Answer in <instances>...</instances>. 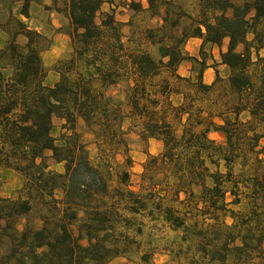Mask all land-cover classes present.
<instances>
[{
	"label": "trees",
	"instance_id": "16d2710c",
	"mask_svg": "<svg viewBox=\"0 0 264 264\" xmlns=\"http://www.w3.org/2000/svg\"><path fill=\"white\" fill-rule=\"evenodd\" d=\"M21 1L20 13L27 17L29 0ZM129 2L127 6L132 10L141 8L140 3ZM103 3L104 0H68L73 51L56 69L58 79L51 86L44 84L46 68L41 57L39 32L23 28L24 47L12 36L0 48V168L22 176L27 192L25 198L0 195V264H108L124 253L127 236L117 228L119 217H111V205L99 203L107 194V183L89 160L75 129L76 117H80L94 135L99 130L108 133L111 139L117 135L113 123L119 119L118 111L110 105L105 89L117 83L119 72L114 64L103 62L104 49L98 45L104 30L114 31L116 23L111 13H104L100 22H96ZM147 3L152 9L155 3L163 5L162 24L169 22L171 0H147ZM198 4L199 17L192 20L195 25L190 34L181 31L170 44H164L162 38L154 41L149 36L152 44L157 43V59L147 53L131 58L130 64L137 76L131 107L144 117L141 134L162 141L164 163H171L190 187L186 191L175 190L174 197L178 199V194L183 192L187 201L196 198L202 204L194 210L203 216L215 221L217 214H224L232 220L230 224L222 223L225 236L219 248L208 249L209 243L200 241L201 258L219 264H255V261L264 264V171L242 177L241 181H233L229 169L225 173L213 172L210 174L213 184L201 186L196 193L191 187L193 180L202 182L204 174L197 169L195 161L200 160L197 164L202 166L200 151L207 144L204 142H213L207 139L208 129L191 131L187 125L191 112L186 111L181 132L176 136L174 128L156 107L138 102L146 96L149 104L156 106L157 100L148 95L154 87L160 95L167 93L170 85L166 80L157 86L151 85L150 78L160 68L167 69L174 79L189 81L177 74V66L193 58L182 52L181 45L188 38L196 37L202 41L200 53L207 44L218 48L219 64L230 71L232 89L238 94L243 91L250 94V103L236 105L234 114L247 111L251 118L263 124L264 131V0H243L238 4L232 0H198ZM182 14L179 10L170 24L175 27ZM248 35H252L251 39ZM250 66H255L257 73L249 72ZM215 75L217 78V71ZM95 82L97 87H94ZM193 84L203 90L212 86L202 83V71ZM55 116L64 120L62 128L66 130L59 138L51 134ZM215 130L223 132L231 145V134L225 122ZM190 148H195L192 156L180 154ZM45 151L50 152L56 163L62 164V172L49 169ZM222 158L225 162L230 160L227 153ZM123 176L126 179L127 173ZM223 184L226 189H222ZM240 184H244L249 201L245 212L228 207V203L240 202ZM57 189L62 191L58 201L53 197ZM227 193L232 197L229 202H226ZM34 194L47 195L55 204L40 229L30 232L18 229L17 218L31 210ZM127 194L134 195L130 191ZM136 202L142 203L139 199ZM155 208L160 210L157 202ZM162 213L169 227L180 231L182 240H188L195 224H188L185 214L177 215L170 207L164 208ZM215 236L216 241L218 235ZM145 258L143 254L142 261Z\"/></svg>",
	"mask_w": 264,
	"mask_h": 264
},
{
	"label": "rangeland",
	"instance_id": "374dc122",
	"mask_svg": "<svg viewBox=\"0 0 264 264\" xmlns=\"http://www.w3.org/2000/svg\"><path fill=\"white\" fill-rule=\"evenodd\" d=\"M129 1L104 0L96 17V22L99 23L104 13H111L116 23L114 31L104 30L98 43L104 49L103 62L114 64L119 72L117 83L105 89L106 97H110V105L119 115V119L113 123L114 130L117 131L116 138L112 140L108 133L100 130L94 135L80 117H76L75 121V129L85 145L89 160L107 183V194L100 198L99 203L111 205V217H119L117 228L127 236L124 253L113 258L109 264H219L201 258L200 241L209 243L208 249L219 248L225 236L222 223L230 224L232 220L224 214H217L215 221L211 220L210 216H203L194 210L202 204L196 198L187 201L183 192L178 194V199L174 197L175 190L186 191L190 187L187 186L185 178L183 180V177L174 171L171 163H164L161 157L163 143L157 147L150 144L149 138L141 134L144 117L131 107V95L137 83L136 73L130 64L131 58L140 53H147L157 59V43L152 44L149 36L153 37L154 41L162 38L164 44H170L177 39L181 31L190 34L195 25L192 20L199 17L198 0H171L172 12L169 22L165 24H162L164 6L160 3H155V8L152 9L148 8L147 0H133L140 3L141 8L132 10L127 6ZM232 1L238 4L243 0ZM22 4L21 0H0V48L5 46L12 36L18 45L24 47L26 38L21 34L23 28L39 32L42 36L41 57L46 68L44 84L51 86L58 79L56 69L70 58L73 51L70 40L72 27L67 15L68 0H29L27 17L20 13ZM179 10L183 14L174 27L170 21ZM251 37L252 35H248V39ZM184 46L185 43L181 45V50L185 55L191 53L198 56L217 71L218 77L212 86L208 90L200 89L193 84L191 78H188L189 81L177 80L172 78L167 69L160 68L157 74L150 78L151 85L157 86L166 80L170 85L166 89L167 93L160 95L154 87L155 90L148 95L157 100V105L149 104L146 96L138 99L139 104L156 107L161 117L174 128L176 136L181 132L187 117L186 111L191 112V119L187 121L191 131L208 129L207 139L213 142L206 141L204 143L207 144L201 147L202 166L197 164L200 160L195 161L197 169L203 170L204 174L202 182L195 183L193 180L191 187L196 193L201 186L213 184L210 177L213 172L225 173L229 169L233 181L260 174L264 171L263 124L251 118L247 111L240 110L238 114H234L236 105L250 103L249 92L238 94L232 89L229 83L230 71L220 66L214 57L213 49L219 59L216 46L204 45L201 53L200 50L186 52ZM187 46L191 50L193 45ZM241 49L242 46H239L238 50ZM192 59H187V62L190 63ZM248 71L255 74L258 69L250 66ZM97 85L95 82L94 87ZM224 122L231 134V145H228L223 132L215 130ZM63 123V119L53 117L51 134L55 138H59L60 134L66 131L62 128ZM193 152L195 148L180 154L192 156ZM224 153L230 158L227 162L222 158ZM44 155L49 169L63 171L62 164L56 163L49 151H45ZM123 173H127L126 179L123 178ZM223 185L222 189H226V184ZM129 191L134 195H128ZM26 193L22 176L0 168L1 196L25 198ZM238 195L240 202L228 203V207L236 212H245L249 201L245 196L244 184H240ZM53 197L57 201L60 200L62 191L55 190ZM137 199L142 203H137ZM231 199L227 193L226 202ZM156 202L160 210H156ZM53 204L54 201L47 195L34 194L31 200L32 208L17 218V228L29 232L40 229ZM166 207H170L177 215L185 214L186 222L195 224L188 240H182L181 232L172 230L165 222L162 211ZM135 209L138 210L137 213L132 212ZM190 211L191 215L187 214ZM215 235H218L216 241L213 240ZM143 254L146 255L145 261H142ZM230 258L231 255L228 256V259ZM255 264L260 263L255 261Z\"/></svg>",
	"mask_w": 264,
	"mask_h": 264
},
{
	"label": "crops",
	"instance_id": "0c3cea01",
	"mask_svg": "<svg viewBox=\"0 0 264 264\" xmlns=\"http://www.w3.org/2000/svg\"><path fill=\"white\" fill-rule=\"evenodd\" d=\"M201 42L202 41L200 38L190 37L188 38V40H186L184 49L186 50V52H195V51L198 52L200 50ZM189 44L193 45L191 50L187 46ZM212 47H214V45H212ZM186 54L189 57H193V59L190 63L187 62V59L182 61L177 66V74L180 75L181 77L191 78L192 81L195 82L197 80L199 71H202V83L206 85H212L216 78L214 69L211 66H209L207 63H205L204 59L198 56L192 55L191 53H186ZM213 54H214L215 59L217 60L216 62L219 63L220 60L218 59V56L215 55L214 49H213ZM202 61H203V64H201ZM220 66L225 67L222 64ZM148 142L157 147L162 145L161 140H158L155 138H149Z\"/></svg>",
	"mask_w": 264,
	"mask_h": 264
}]
</instances>
